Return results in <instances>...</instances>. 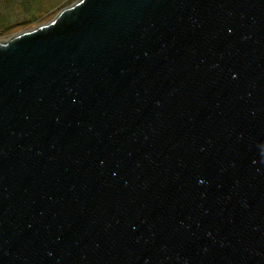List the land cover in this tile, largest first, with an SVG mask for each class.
<instances>
[{
	"label": "water",
	"instance_id": "obj_1",
	"mask_svg": "<svg viewBox=\"0 0 264 264\" xmlns=\"http://www.w3.org/2000/svg\"><path fill=\"white\" fill-rule=\"evenodd\" d=\"M0 264H264V0H77L0 41Z\"/></svg>",
	"mask_w": 264,
	"mask_h": 264
},
{
	"label": "rangeland",
	"instance_id": "obj_2",
	"mask_svg": "<svg viewBox=\"0 0 264 264\" xmlns=\"http://www.w3.org/2000/svg\"><path fill=\"white\" fill-rule=\"evenodd\" d=\"M76 1L77 0H27V1L25 0L23 1V4L27 3L26 5H28V3H32L33 7L37 9L38 16L36 17L34 21L35 23L29 27L18 25L13 30L14 34L32 29L40 24L51 21L61 11V9H63L64 7ZM18 4H21V3L17 2L16 5ZM21 9L23 8L21 7L20 9H18V7H15V6L7 10L0 8V13L9 15V18L13 20L16 18V15L18 16L20 15V13L22 14ZM14 34H12L11 36H13ZM11 36L9 37L2 36L0 38V41L7 40Z\"/></svg>",
	"mask_w": 264,
	"mask_h": 264
},
{
	"label": "trees",
	"instance_id": "obj_3",
	"mask_svg": "<svg viewBox=\"0 0 264 264\" xmlns=\"http://www.w3.org/2000/svg\"><path fill=\"white\" fill-rule=\"evenodd\" d=\"M23 1L25 0H0V8L2 9H10L11 7H18L21 9L22 14L16 15L15 19L9 18V15L7 14H1L0 13V38L2 36H11L14 34L13 30L16 28L18 25L29 27L32 24H34L37 15V9L33 7L32 3H28V5L23 4ZM27 1V0H26ZM21 3V4H18Z\"/></svg>",
	"mask_w": 264,
	"mask_h": 264
}]
</instances>
